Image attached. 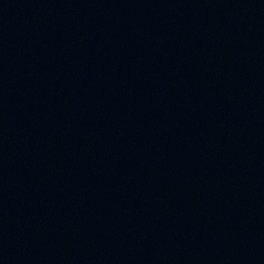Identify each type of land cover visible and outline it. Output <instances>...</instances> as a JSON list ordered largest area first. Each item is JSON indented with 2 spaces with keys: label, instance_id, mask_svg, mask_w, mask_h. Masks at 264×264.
Listing matches in <instances>:
<instances>
[{
  "label": "water",
  "instance_id": "95a60500",
  "mask_svg": "<svg viewBox=\"0 0 264 264\" xmlns=\"http://www.w3.org/2000/svg\"><path fill=\"white\" fill-rule=\"evenodd\" d=\"M0 264H264V0H0Z\"/></svg>",
  "mask_w": 264,
  "mask_h": 264
}]
</instances>
